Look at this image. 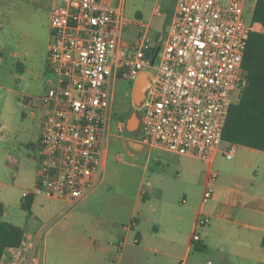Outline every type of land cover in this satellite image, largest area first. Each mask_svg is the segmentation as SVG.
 Returning a JSON list of instances; mask_svg holds the SVG:
<instances>
[{
	"label": "built area",
	"instance_id": "obj_1",
	"mask_svg": "<svg viewBox=\"0 0 264 264\" xmlns=\"http://www.w3.org/2000/svg\"><path fill=\"white\" fill-rule=\"evenodd\" d=\"M48 1L45 62L52 78L39 97L36 191L74 202L99 183L113 77L151 76L138 109L144 145L210 166L223 143V155L235 156L237 145L222 133L230 105L247 85L242 63L250 32L259 30L246 16L249 0H176L162 48L151 41L149 22L126 15L123 0ZM153 14H161L158 6ZM132 26L135 36L124 39ZM216 177L211 170L203 201ZM205 224L199 214L196 227ZM198 236L195 229L192 241Z\"/></svg>",
	"mask_w": 264,
	"mask_h": 264
},
{
	"label": "rangeland",
	"instance_id": "obj_2",
	"mask_svg": "<svg viewBox=\"0 0 264 264\" xmlns=\"http://www.w3.org/2000/svg\"><path fill=\"white\" fill-rule=\"evenodd\" d=\"M254 2L249 0L247 3V17L252 14ZM174 3L175 0H124L123 8L129 17L140 13L143 20H152L150 39L152 42L157 40L155 43L162 48L166 21L171 16ZM48 6V0L46 6L35 5L32 0H0V188L5 184V191L9 194L6 206L10 221L25 225L26 230L31 228L29 225L35 218L21 209L19 201L22 192L35 191L37 200L47 205L45 193L36 192L35 181L41 127L39 97L52 78L45 62L49 40ZM156 6L161 12L160 16H153ZM123 37L128 40L130 35L125 33ZM150 72L154 70L150 69ZM132 84L131 81L116 77L111 80V107L103 143L100 181L91 197L73 208H65L66 204L60 203L56 211H72L73 217L84 213L85 219L92 221L97 217L108 218L114 208L120 207L126 213L122 217L126 218L134 206L135 196L152 190L147 182L153 183L156 178L150 174L154 167L153 160L144 171L149 146L144 145L142 150L134 151L126 144L129 139L140 140L137 133L126 130V121L134 111L131 102ZM29 102H33V105ZM136 113L139 117L140 110ZM117 123L121 130L117 129ZM225 148L226 144H221L212 161L211 170L217 173V177L209 185L211 196L205 201L202 200V194L207 186L209 166L200 159L183 157V162L191 171L189 176H181L178 181L175 205L186 216L189 215L190 220L201 204L202 214L207 219L205 213L211 208L217 209L228 201L239 204L244 199L243 192L256 195L254 203L257 202L260 209H264V152L247 155L249 151L244 152L237 146L235 156L227 159L222 153ZM245 149L251 150L248 147ZM210 224L202 228L195 227L200 243L204 241L203 231ZM218 224L216 221L210 227V232L220 235ZM186 229L182 227V233L187 232ZM210 237L209 234L207 241ZM260 257L264 260V255ZM193 258L200 260V263L207 259H211L214 264L218 261L215 251L209 247L199 250L192 248L190 259Z\"/></svg>",
	"mask_w": 264,
	"mask_h": 264
},
{
	"label": "crops",
	"instance_id": "obj_3",
	"mask_svg": "<svg viewBox=\"0 0 264 264\" xmlns=\"http://www.w3.org/2000/svg\"><path fill=\"white\" fill-rule=\"evenodd\" d=\"M46 1L32 0L35 5L42 6H46ZM175 4L176 0L173 6ZM173 12L174 7L166 21L167 29ZM137 16L141 17V14L138 13ZM150 24L152 26V20L149 21ZM258 28L261 29L260 25ZM126 34L130 35L129 40L132 39L136 34V27L132 26ZM166 36L167 30L164 42ZM46 53L47 46L45 59ZM239 147L244 152L249 151L247 155H259L260 152H264ZM175 156L178 158L175 159ZM183 157L188 156L149 147L144 171L153 160L154 167L150 174L156 178L153 183L147 182L152 187L151 194L148 191L138 193L134 206L126 218L122 217L126 213L122 212L120 207L114 208L108 218L97 217L92 221L86 220L84 213L73 217L72 211L64 213V209L59 212L55 210L60 203H65V208H73L87 201L96 187L82 199L74 202L44 194L47 205H42L41 201L37 200L34 191L31 192L34 193V199L30 211L24 210V213L35 218L27 231L25 225L10 221L6 206L9 194L5 191V184L2 185L0 201L4 211L0 220L21 226L24 234L18 247L4 250L1 264H208L211 259L201 263L197 258L190 259L194 243L191 236L196 227L197 217L203 212V204L191 220L189 215L186 216L184 211L175 205L178 181L181 176H189L191 171L183 162ZM207 164L210 173L211 166ZM29 192L24 191L22 194ZM242 196L244 199L239 204L228 201L221 207L213 210L211 208L205 213L207 224L209 222L211 224L203 231L204 241L200 243L198 236L196 243L200 249L209 247L211 251H215L217 264H264L260 257L264 255L262 250L264 248L260 245L264 234V209L261 210L257 202L254 203L256 195L243 192ZM216 221L220 223L217 225L220 235L209 230ZM181 226L186 227L187 232L182 233ZM209 234L211 237L207 241ZM119 242L121 247L116 251L115 246Z\"/></svg>",
	"mask_w": 264,
	"mask_h": 264
},
{
	"label": "trees",
	"instance_id": "obj_4",
	"mask_svg": "<svg viewBox=\"0 0 264 264\" xmlns=\"http://www.w3.org/2000/svg\"><path fill=\"white\" fill-rule=\"evenodd\" d=\"M252 21L259 24L261 29L250 32L245 48L242 65L247 72V85L229 107L222 139L264 151V0H255ZM33 199L34 193L31 192L22 197L21 209L29 212ZM3 211L0 201V217ZM23 234L21 226L0 220V261L5 249L21 244ZM260 245L264 248V234ZM193 248L200 249L196 242L193 243Z\"/></svg>",
	"mask_w": 264,
	"mask_h": 264
},
{
	"label": "water",
	"instance_id": "obj_5",
	"mask_svg": "<svg viewBox=\"0 0 264 264\" xmlns=\"http://www.w3.org/2000/svg\"><path fill=\"white\" fill-rule=\"evenodd\" d=\"M150 86L151 76L148 72L140 73L132 84L131 102L134 111L126 121V130L130 133H137L138 131L139 117L137 116L136 112L141 107V104L145 99ZM126 144L134 151H140L144 146L142 142L132 139L126 140Z\"/></svg>",
	"mask_w": 264,
	"mask_h": 264
},
{
	"label": "flooded vegetation",
	"instance_id": "obj_6",
	"mask_svg": "<svg viewBox=\"0 0 264 264\" xmlns=\"http://www.w3.org/2000/svg\"><path fill=\"white\" fill-rule=\"evenodd\" d=\"M138 141H140L139 139H137Z\"/></svg>",
	"mask_w": 264,
	"mask_h": 264
}]
</instances>
